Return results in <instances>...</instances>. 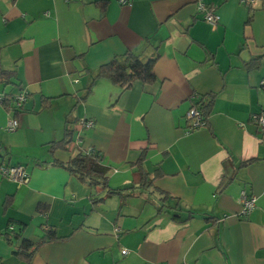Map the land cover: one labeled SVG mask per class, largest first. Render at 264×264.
<instances>
[{
	"label": "crops",
	"instance_id": "0c3cea01",
	"mask_svg": "<svg viewBox=\"0 0 264 264\" xmlns=\"http://www.w3.org/2000/svg\"><path fill=\"white\" fill-rule=\"evenodd\" d=\"M203 1L217 26L198 0H0V96L28 93L17 114L0 104V163L30 174L22 186L0 177V264H28L15 247L47 228L66 239L30 264H264V139L252 121L264 111V0ZM127 52L159 55L156 80L97 79ZM196 95L215 99L190 131ZM12 117L20 128L8 133ZM90 148L122 196L94 204L107 191L61 165ZM243 194L257 199L247 217Z\"/></svg>",
	"mask_w": 264,
	"mask_h": 264
},
{
	"label": "trees",
	"instance_id": "16d2710c",
	"mask_svg": "<svg viewBox=\"0 0 264 264\" xmlns=\"http://www.w3.org/2000/svg\"><path fill=\"white\" fill-rule=\"evenodd\" d=\"M250 7V5H246ZM159 60V55L156 57L144 60L141 56L134 54L133 52H127L122 57H117L113 59L108 64H105L100 67L97 79H107L110 80L113 84L118 85L122 88L128 89L132 86L134 82L140 81L143 83H150L156 80L155 75V65ZM12 95L5 96V101H0L6 110L10 106L12 102ZM196 99V100H194ZM192 99L191 105L196 106L199 111L202 113L203 117L205 118L206 122L208 121L212 106L214 104L215 96H195ZM69 136V135H68ZM71 141H62L57 143L52 147V151L56 147H67ZM2 154H0V159H2ZM3 164V163H0ZM57 161L50 163L48 165H58ZM66 169H68L73 175H75L81 182L88 185L89 187L102 186V189L107 191V195L102 198L101 200L93 201L94 204H98L101 201H104L106 197H110L113 195L122 196L123 192L126 189H111L108 185V169L102 165V158L101 156L94 152L92 154H87L83 151L72 159L68 164H61ZM147 177L144 176L142 178V183L139 188L141 189H148L150 186L147 185ZM136 189V187L134 188ZM168 198V196H166ZM7 202V203H6ZM10 202H12L11 197L5 201V207L10 206ZM38 211L46 215L48 213V209H41L38 208ZM9 224H13V221L10 220ZM25 224L21 225V232L24 230ZM46 234L43 238L40 239L39 242L33 243L28 240H23L19 247H15L14 255L24 260L26 263L30 264L35 257L38 250L48 243L61 241L66 238H58L56 236V232L53 229H46ZM7 241L12 245L14 240L20 241L21 240V233L15 232H8L6 233Z\"/></svg>",
	"mask_w": 264,
	"mask_h": 264
},
{
	"label": "built area",
	"instance_id": "2783aa9c",
	"mask_svg": "<svg viewBox=\"0 0 264 264\" xmlns=\"http://www.w3.org/2000/svg\"><path fill=\"white\" fill-rule=\"evenodd\" d=\"M71 1V0H66ZM121 6H131V0H117ZM254 0H242V4L251 5ZM198 11L203 15L204 20L211 26L215 27L219 24L220 16L216 13V9L213 6L207 5L203 0H198ZM262 89H264V82L261 83ZM12 102L7 108L10 114H17L23 110L24 104L28 100V93L26 90H21L15 95H12ZM194 99V98H192ZM0 101H5V96H0ZM187 122H190L188 130L194 131L206 125V120L202 113L196 106L190 107L186 114ZM252 121L257 125L262 139H264V111L256 114L252 117ZM83 129L95 128V122L90 119L82 120L80 123ZM20 128V121L16 117H12L8 120L6 125V131L13 133ZM93 148L88 149L87 154L94 153ZM0 177L6 181L17 184L18 186L26 185L30 181V174L24 166L16 165L10 166L6 164H0ZM256 198L249 197L247 194H243L241 199L242 210L240 216L247 217L257 206ZM119 233V230L116 231ZM122 255H128L127 250L122 251Z\"/></svg>",
	"mask_w": 264,
	"mask_h": 264
}]
</instances>
